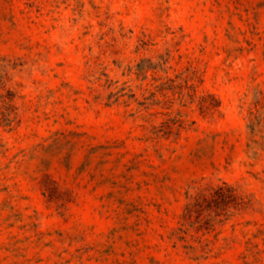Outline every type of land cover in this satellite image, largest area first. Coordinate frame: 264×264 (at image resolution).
I'll use <instances>...</instances> for the list:
<instances>
[{
  "label": "rangeland",
  "instance_id": "374dc122",
  "mask_svg": "<svg viewBox=\"0 0 264 264\" xmlns=\"http://www.w3.org/2000/svg\"><path fill=\"white\" fill-rule=\"evenodd\" d=\"M0 264H264V0H0Z\"/></svg>",
  "mask_w": 264,
  "mask_h": 264
},
{
  "label": "trees",
  "instance_id": "16d2710c",
  "mask_svg": "<svg viewBox=\"0 0 264 264\" xmlns=\"http://www.w3.org/2000/svg\"><path fill=\"white\" fill-rule=\"evenodd\" d=\"M224 188H227V190L232 194L233 193V188L231 186H228L227 184L225 185H219L218 188L215 189V192L217 193V195H220L222 193H224ZM204 193L197 192L195 195L191 196L192 199L194 200L195 204H199L201 201V198H205L203 197ZM188 206H191V203L188 204Z\"/></svg>",
  "mask_w": 264,
  "mask_h": 264
}]
</instances>
